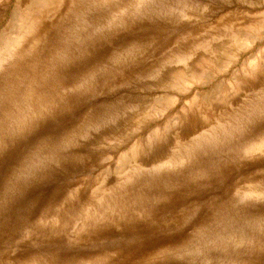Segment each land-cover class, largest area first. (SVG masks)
<instances>
[{
  "label": "rangeland",
  "instance_id": "obj_1",
  "mask_svg": "<svg viewBox=\"0 0 264 264\" xmlns=\"http://www.w3.org/2000/svg\"><path fill=\"white\" fill-rule=\"evenodd\" d=\"M264 0H0V264H264Z\"/></svg>",
  "mask_w": 264,
  "mask_h": 264
},
{
  "label": "snow or ice",
  "instance_id": "obj_2",
  "mask_svg": "<svg viewBox=\"0 0 264 264\" xmlns=\"http://www.w3.org/2000/svg\"><path fill=\"white\" fill-rule=\"evenodd\" d=\"M261 76H260V79L262 82H264V69H261Z\"/></svg>",
  "mask_w": 264,
  "mask_h": 264
}]
</instances>
